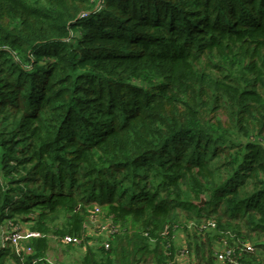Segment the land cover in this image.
Listing matches in <instances>:
<instances>
[{
  "label": "trees",
  "instance_id": "16d2710c",
  "mask_svg": "<svg viewBox=\"0 0 264 264\" xmlns=\"http://www.w3.org/2000/svg\"><path fill=\"white\" fill-rule=\"evenodd\" d=\"M95 204L123 230L81 264H264V0H0V264Z\"/></svg>",
  "mask_w": 264,
  "mask_h": 264
},
{
  "label": "built area",
  "instance_id": "2783aa9c",
  "mask_svg": "<svg viewBox=\"0 0 264 264\" xmlns=\"http://www.w3.org/2000/svg\"><path fill=\"white\" fill-rule=\"evenodd\" d=\"M190 229L198 226L200 230L206 228H215V222L201 223L197 225L195 222H190L187 225ZM85 234L84 235H72L67 234L64 236H56L58 241L63 242L64 244H73L75 246L81 245L86 237H104V240L100 245L104 246L106 249H109L111 246L110 240L112 237L121 234L123 228L120 224L116 223L111 217H106L102 214V209L99 205H94L92 210L89 213V216L84 225ZM177 232L182 236L181 225L176 226ZM24 228L18 224V222L8 221V225L3 228L2 234V244L6 246L10 244L15 250H25V256L29 255L33 250L31 247H22V240L27 237L38 236L39 233L34 231H28L27 234H24ZM166 233V231H165ZM181 239H184L183 237ZM171 244H167L165 252L168 255L173 254L174 259L171 260L172 263L181 262V264H190L195 260V256L192 253H189L186 249L180 250V252L171 253L170 252ZM254 246L251 243L242 242L241 246L233 247L229 246L228 242L224 240L222 246L216 249V256L220 261L228 262V264H239L237 259V254L243 251H253Z\"/></svg>",
  "mask_w": 264,
  "mask_h": 264
},
{
  "label": "rangeland",
  "instance_id": "374dc122",
  "mask_svg": "<svg viewBox=\"0 0 264 264\" xmlns=\"http://www.w3.org/2000/svg\"><path fill=\"white\" fill-rule=\"evenodd\" d=\"M98 205V204H95ZM10 220V219H9ZM64 218L60 217L57 219L53 224L56 226H61L64 223ZM22 228H24V234H27L30 228L29 225H26L23 222H18ZM28 238L25 236V238L22 240V243L26 241ZM87 238V237H86ZM81 243V245L77 246H71L68 244H64L61 241H58L56 238V235H50V249L48 250L47 253V260L49 261L50 264H81L83 261V258L86 255V249L87 246L86 244V239ZM93 241H91L90 244L97 245L100 244L103 240L104 237H93Z\"/></svg>",
  "mask_w": 264,
  "mask_h": 264
},
{
  "label": "water",
  "instance_id": "95a60500",
  "mask_svg": "<svg viewBox=\"0 0 264 264\" xmlns=\"http://www.w3.org/2000/svg\"><path fill=\"white\" fill-rule=\"evenodd\" d=\"M205 203V198H202V200L199 202V205H203Z\"/></svg>",
  "mask_w": 264,
  "mask_h": 264
}]
</instances>
